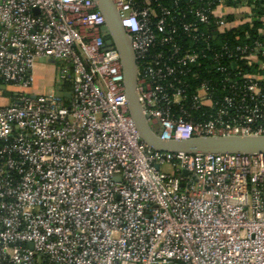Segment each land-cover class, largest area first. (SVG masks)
Here are the masks:
<instances>
[{"label":"built area","instance_id":"1","mask_svg":"<svg viewBox=\"0 0 264 264\" xmlns=\"http://www.w3.org/2000/svg\"><path fill=\"white\" fill-rule=\"evenodd\" d=\"M168 1L111 0L151 131L263 136L264 15L249 0ZM242 25L257 34L234 48L254 69L249 100H219L202 82L187 107L205 50L216 65L230 58L219 35ZM106 39L92 0H0V85L13 90L0 105V264H264V156L149 149ZM40 60L59 64L45 93Z\"/></svg>","mask_w":264,"mask_h":264},{"label":"water","instance_id":"2","mask_svg":"<svg viewBox=\"0 0 264 264\" xmlns=\"http://www.w3.org/2000/svg\"><path fill=\"white\" fill-rule=\"evenodd\" d=\"M96 10L104 19L107 31L105 46L113 47L119 54L123 76L124 95L127 110L133 122L140 141L149 149L156 152L175 153H209L235 154L244 156H264L263 136H205L188 140L163 141L150 129L142 113L136 94V63L130 45V38L121 27L119 16L111 0H92ZM43 63H53L52 60H40ZM58 97L69 98V94L56 92ZM157 168V166H156ZM185 174V172H183Z\"/></svg>","mask_w":264,"mask_h":264},{"label":"trees","instance_id":"3","mask_svg":"<svg viewBox=\"0 0 264 264\" xmlns=\"http://www.w3.org/2000/svg\"><path fill=\"white\" fill-rule=\"evenodd\" d=\"M163 1L165 4H169L168 0ZM249 6L250 14L255 18L264 15L263 0H249ZM257 24L258 23H256V25ZM177 26H179V24H177ZM244 33H247L248 36H245ZM178 34L180 35L179 43L183 49L186 45H188L189 39L186 38L180 29L178 30ZM256 38L257 34L254 27L249 28L247 25H242L237 33L226 32V34L219 35L218 44L226 45L227 49L233 51V54L230 58L222 55L219 60V64L216 65L211 59L213 55L212 50H205V58L200 60V67L194 69L197 73V77L191 79L190 77H187L189 78V81L186 93V106L188 107L191 102L194 89L202 82H207L210 85L213 95L219 100L223 97L230 96L234 99V102H237V104H240L241 99L248 101L249 94L246 90L247 81L243 78V76L248 73L251 74L254 69L244 64V62L240 59L242 54L235 52L234 48L241 46L244 43L251 44V42ZM219 68L222 70H218ZM63 87L67 88V84L64 83ZM6 95H10V93H6ZM205 110H207V108H205ZM233 112L234 110L231 111V113ZM204 119H207V115H204Z\"/></svg>","mask_w":264,"mask_h":264},{"label":"rangeland","instance_id":"4","mask_svg":"<svg viewBox=\"0 0 264 264\" xmlns=\"http://www.w3.org/2000/svg\"><path fill=\"white\" fill-rule=\"evenodd\" d=\"M43 68H41V64L37 63L35 66V76L36 74L38 75L39 78V92H47L48 88L52 85L49 79L50 74H54L56 71L59 70V64L57 65H43ZM10 91L12 92L13 90L9 88ZM163 170H166L165 167H162Z\"/></svg>","mask_w":264,"mask_h":264},{"label":"crops","instance_id":"5","mask_svg":"<svg viewBox=\"0 0 264 264\" xmlns=\"http://www.w3.org/2000/svg\"><path fill=\"white\" fill-rule=\"evenodd\" d=\"M41 64V68H43V65H45V63L43 62H38ZM36 87L37 90L39 89V78L38 75L36 74ZM6 93H10V95H6ZM12 102V92L10 91V89L6 86L0 85V105H6V104H10Z\"/></svg>","mask_w":264,"mask_h":264}]
</instances>
